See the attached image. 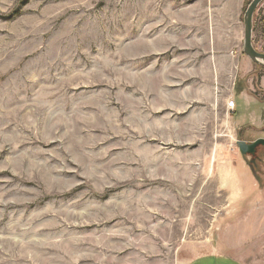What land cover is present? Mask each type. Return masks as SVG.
Listing matches in <instances>:
<instances>
[{"label":"rangeland","instance_id":"374dc122","mask_svg":"<svg viewBox=\"0 0 264 264\" xmlns=\"http://www.w3.org/2000/svg\"><path fill=\"white\" fill-rule=\"evenodd\" d=\"M211 2L0 0V264H264V66Z\"/></svg>","mask_w":264,"mask_h":264},{"label":"crops","instance_id":"0c3cea01","mask_svg":"<svg viewBox=\"0 0 264 264\" xmlns=\"http://www.w3.org/2000/svg\"><path fill=\"white\" fill-rule=\"evenodd\" d=\"M234 2L237 3V8L233 11V13H234L233 20L230 21V23H233L234 26H235L234 35L231 38V43H232V40L234 42V39H235L236 45H239V44L243 43V41L245 39V25H244V22L242 21V19L245 16V12H246L245 11V7H246L245 6L246 5L245 0H230L227 5H226V0H212V2H211L212 6H213V8H212L213 9V13L212 14H213V16L215 15L216 17H218L220 19L221 14L223 12H226L227 8L230 9L231 6L234 4ZM207 5H208L207 3H196V5H193V10L194 11L192 12L191 19L188 20V24H187L186 32L188 34V37H192V38L195 39L193 41V43L197 47L203 41L204 37H206L205 39H207L208 36H209L208 34L206 35V33H205V35L197 34V33H202V32H197V31L201 30V31L205 32L204 31L205 29L211 31V25H212V28H214V23H213L212 19L209 20L210 16L206 17ZM220 23H221V21L219 20L217 22L216 27H219ZM190 32H192L193 35H190ZM213 42H214L213 46L208 45V41L205 42L206 43L205 44L206 47H203V46L198 47L199 48V52L200 53H211V52L221 53V52H227V50L224 49V48L220 49V47L222 45H220V47H218L219 44H222L224 42L228 44L227 40H225L224 38H217L216 39L214 37V40L212 41V43ZM231 43H229V44H231ZM198 48H195V50H197ZM230 48H231V46H230ZM229 51H231V49ZM235 62L236 61H233V64ZM214 67L215 68H219L216 65H214ZM235 108H236V106H235ZM218 259L221 260V258H218ZM224 260H225V258H224Z\"/></svg>","mask_w":264,"mask_h":264},{"label":"water","instance_id":"95a60500","mask_svg":"<svg viewBox=\"0 0 264 264\" xmlns=\"http://www.w3.org/2000/svg\"><path fill=\"white\" fill-rule=\"evenodd\" d=\"M264 2V0H253L248 6L245 16V41H244V52L245 54L256 64L264 66V54L257 52L253 47L252 36L254 30V16L258 7ZM259 147H264V139H258L253 143L245 141L238 142V148L242 155L255 156Z\"/></svg>","mask_w":264,"mask_h":264},{"label":"built area","instance_id":"2783aa9c","mask_svg":"<svg viewBox=\"0 0 264 264\" xmlns=\"http://www.w3.org/2000/svg\"><path fill=\"white\" fill-rule=\"evenodd\" d=\"M235 106H236L235 101H232V102H229L228 103V109L229 110H234L235 109Z\"/></svg>","mask_w":264,"mask_h":264},{"label":"flooded vegetation","instance_id":"af4514ba","mask_svg":"<svg viewBox=\"0 0 264 264\" xmlns=\"http://www.w3.org/2000/svg\"><path fill=\"white\" fill-rule=\"evenodd\" d=\"M258 151V150H257ZM251 167L253 168V167H256V165H257V161L256 160H254V159H252V161H251Z\"/></svg>","mask_w":264,"mask_h":264},{"label":"trees","instance_id":"16d2710c","mask_svg":"<svg viewBox=\"0 0 264 264\" xmlns=\"http://www.w3.org/2000/svg\"><path fill=\"white\" fill-rule=\"evenodd\" d=\"M246 10H247V9H246ZM237 89H238V91H240V92H241V90H242V89L240 88V86H239V88H237Z\"/></svg>","mask_w":264,"mask_h":264}]
</instances>
